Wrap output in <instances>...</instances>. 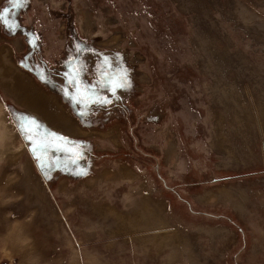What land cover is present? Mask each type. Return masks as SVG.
<instances>
[{
  "label": "rangeland",
  "instance_id": "rangeland-1",
  "mask_svg": "<svg viewBox=\"0 0 264 264\" xmlns=\"http://www.w3.org/2000/svg\"><path fill=\"white\" fill-rule=\"evenodd\" d=\"M4 9L0 264H264V0Z\"/></svg>",
  "mask_w": 264,
  "mask_h": 264
},
{
  "label": "snow or ice",
  "instance_id": "snow-or-ice-1",
  "mask_svg": "<svg viewBox=\"0 0 264 264\" xmlns=\"http://www.w3.org/2000/svg\"><path fill=\"white\" fill-rule=\"evenodd\" d=\"M17 2H19V0H17ZM7 11H8L7 9H4L3 11H0V22L7 23V21H6L5 18H4V12H7ZM9 27H11V26L9 25ZM125 78H126V77H125ZM118 86H126V85H124V84H120V85H118ZM21 130H22V131H26V129H25V127H24L23 124L21 125ZM27 138H28V139H31L30 136H28Z\"/></svg>",
  "mask_w": 264,
  "mask_h": 264
},
{
  "label": "crops",
  "instance_id": "crops-1",
  "mask_svg": "<svg viewBox=\"0 0 264 264\" xmlns=\"http://www.w3.org/2000/svg\"><path fill=\"white\" fill-rule=\"evenodd\" d=\"M22 142H26L24 139H22ZM197 196H198V194H197ZM194 199H196V196L194 197ZM195 201H197V200H195ZM208 215H210V216H213V217H216V216H218V215H215L216 213H207ZM222 216H224L226 219H229L230 220V216H228V215H222ZM225 228H227V227H225ZM240 230H241V228H240ZM242 231V230H241ZM241 239V238H240Z\"/></svg>",
  "mask_w": 264,
  "mask_h": 264
},
{
  "label": "bare ground",
  "instance_id": "bare-ground-1",
  "mask_svg": "<svg viewBox=\"0 0 264 264\" xmlns=\"http://www.w3.org/2000/svg\"><path fill=\"white\" fill-rule=\"evenodd\" d=\"M3 64V57H2V55L0 54V65H2Z\"/></svg>",
  "mask_w": 264,
  "mask_h": 264
}]
</instances>
